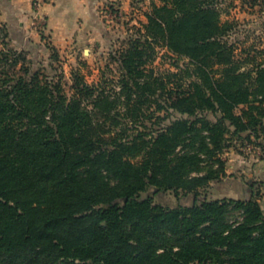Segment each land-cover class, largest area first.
I'll list each match as a JSON object with an SVG mask.
<instances>
[{
	"label": "trees",
	"instance_id": "obj_1",
	"mask_svg": "<svg viewBox=\"0 0 264 264\" xmlns=\"http://www.w3.org/2000/svg\"><path fill=\"white\" fill-rule=\"evenodd\" d=\"M160 1L113 57L117 92L76 70L70 94L26 64L0 77V264H264L253 185L204 193L228 135L264 132V62L242 70L217 0ZM160 45L187 66L148 68ZM167 192L192 203L154 201Z\"/></svg>",
	"mask_w": 264,
	"mask_h": 264
},
{
	"label": "rangeland",
	"instance_id": "obj_2",
	"mask_svg": "<svg viewBox=\"0 0 264 264\" xmlns=\"http://www.w3.org/2000/svg\"><path fill=\"white\" fill-rule=\"evenodd\" d=\"M50 1L34 7L33 0H30L31 16L22 22V28L18 21L2 20L0 15V77L21 76L26 64L32 73L39 71L49 79H60L66 93L70 94L71 73L76 70L88 85L102 84L108 91L117 92L119 69L113 57L118 56L129 37L142 29L147 22L146 14L152 11L153 5L160 6L161 1L129 0L126 6L105 3L98 7L96 19L89 22L86 37L58 44L48 25L47 15L36 13ZM217 5L221 21L233 25L225 41L233 46L234 59L248 62L242 70L263 63L264 0H217ZM174 62H178L182 69L188 64L187 59L177 58L160 45L148 68L165 75L177 71L172 65ZM181 79L182 86L189 82L185 73ZM236 112L239 113V109ZM159 114L166 116L164 121L159 120L160 127L180 117L173 112ZM207 117L212 119L210 114ZM159 121L153 118L146 124L158 127L155 122ZM246 135L242 134L241 138L228 135L226 147L220 153L225 162V175L211 182L204 193L209 199H246L251 195L249 186L253 185L252 193L257 194L264 211V132L260 131L258 138L253 136L250 141L244 138ZM192 198V195L175 196L167 192L155 196L154 201L165 207H175L177 204L190 205Z\"/></svg>",
	"mask_w": 264,
	"mask_h": 264
},
{
	"label": "crops",
	"instance_id": "obj_3",
	"mask_svg": "<svg viewBox=\"0 0 264 264\" xmlns=\"http://www.w3.org/2000/svg\"><path fill=\"white\" fill-rule=\"evenodd\" d=\"M110 3L126 6L129 0H51L36 13L46 14L56 44L86 37L91 21L96 19L99 6ZM2 20L28 21L31 16L30 0H0Z\"/></svg>",
	"mask_w": 264,
	"mask_h": 264
},
{
	"label": "built area",
	"instance_id": "obj_4",
	"mask_svg": "<svg viewBox=\"0 0 264 264\" xmlns=\"http://www.w3.org/2000/svg\"><path fill=\"white\" fill-rule=\"evenodd\" d=\"M46 0H33L34 7H38L40 2H45Z\"/></svg>",
	"mask_w": 264,
	"mask_h": 264
}]
</instances>
